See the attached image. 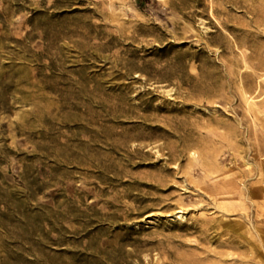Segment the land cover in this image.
I'll list each match as a JSON object with an SVG mask.
<instances>
[{
  "label": "rangeland",
  "instance_id": "1",
  "mask_svg": "<svg viewBox=\"0 0 264 264\" xmlns=\"http://www.w3.org/2000/svg\"><path fill=\"white\" fill-rule=\"evenodd\" d=\"M0 264H264V0H0Z\"/></svg>",
  "mask_w": 264,
  "mask_h": 264
},
{
  "label": "bare ground",
  "instance_id": "2",
  "mask_svg": "<svg viewBox=\"0 0 264 264\" xmlns=\"http://www.w3.org/2000/svg\"><path fill=\"white\" fill-rule=\"evenodd\" d=\"M246 103L249 109H251L255 114L261 112L260 105L249 95L246 96Z\"/></svg>",
  "mask_w": 264,
  "mask_h": 264
}]
</instances>
